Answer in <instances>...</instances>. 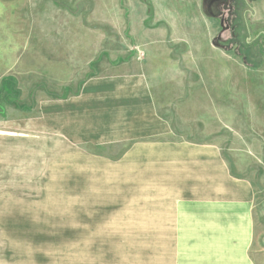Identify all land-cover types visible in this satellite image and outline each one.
I'll return each instance as SVG.
<instances>
[{"label": "rangeland", "instance_id": "obj_1", "mask_svg": "<svg viewBox=\"0 0 264 264\" xmlns=\"http://www.w3.org/2000/svg\"><path fill=\"white\" fill-rule=\"evenodd\" d=\"M214 1L0 0V264H170L218 156L264 223V0L256 50Z\"/></svg>", "mask_w": 264, "mask_h": 264}, {"label": "crops", "instance_id": "obj_2", "mask_svg": "<svg viewBox=\"0 0 264 264\" xmlns=\"http://www.w3.org/2000/svg\"><path fill=\"white\" fill-rule=\"evenodd\" d=\"M217 160L222 178L218 205L224 210L216 219L206 221L182 213L174 242L173 235L170 237V264H264L263 219L253 218L251 211L256 207L245 201L253 194L252 183L231 177L224 158L218 156ZM243 205L249 217L241 216ZM176 223L175 214L172 224L177 227Z\"/></svg>", "mask_w": 264, "mask_h": 264}, {"label": "flooded vegetation", "instance_id": "obj_3", "mask_svg": "<svg viewBox=\"0 0 264 264\" xmlns=\"http://www.w3.org/2000/svg\"><path fill=\"white\" fill-rule=\"evenodd\" d=\"M250 1L251 0H241L239 3H242L243 7L247 9V12H245V15H244L246 16V18L243 19V27H244V31L251 36L252 42H248L246 45L256 50L257 49L256 32H257L258 25L257 23H255V20L253 18L255 16V12L253 11L252 7H249L251 3ZM224 2L225 0H215L213 3H211V8L214 4L217 6L218 4H221V3L225 4ZM224 12L225 11H223V9L218 10V13L220 14V22L223 19V25L221 24V27L223 31H225L226 33L231 29V27L228 22L229 17H227ZM233 37L235 38V35H233Z\"/></svg>", "mask_w": 264, "mask_h": 264}, {"label": "water", "instance_id": "obj_4", "mask_svg": "<svg viewBox=\"0 0 264 264\" xmlns=\"http://www.w3.org/2000/svg\"><path fill=\"white\" fill-rule=\"evenodd\" d=\"M221 24L223 25V19H222V21H221Z\"/></svg>", "mask_w": 264, "mask_h": 264}]
</instances>
